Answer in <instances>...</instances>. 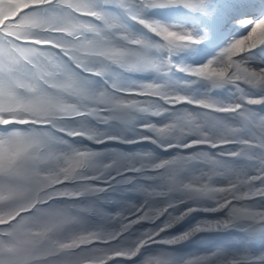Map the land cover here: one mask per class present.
<instances>
[{
    "label": "snow or ice",
    "instance_id": "6c2138e0",
    "mask_svg": "<svg viewBox=\"0 0 264 264\" xmlns=\"http://www.w3.org/2000/svg\"><path fill=\"white\" fill-rule=\"evenodd\" d=\"M0 264H264V0H0Z\"/></svg>",
    "mask_w": 264,
    "mask_h": 264
}]
</instances>
